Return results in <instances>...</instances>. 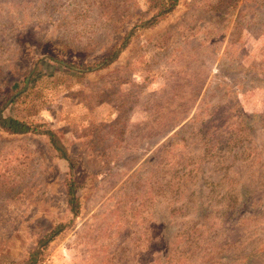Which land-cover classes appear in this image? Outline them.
Listing matches in <instances>:
<instances>
[{
    "label": "rangeland",
    "instance_id": "rangeland-1",
    "mask_svg": "<svg viewBox=\"0 0 264 264\" xmlns=\"http://www.w3.org/2000/svg\"><path fill=\"white\" fill-rule=\"evenodd\" d=\"M146 8L0 0L4 114L82 184L72 217L67 162L0 131V264L58 223L40 264H264V0H179L101 67Z\"/></svg>",
    "mask_w": 264,
    "mask_h": 264
},
{
    "label": "trees",
    "instance_id": "trees-1",
    "mask_svg": "<svg viewBox=\"0 0 264 264\" xmlns=\"http://www.w3.org/2000/svg\"><path fill=\"white\" fill-rule=\"evenodd\" d=\"M146 10L137 16V20L131 28L126 32L120 43L113 45L105 54L101 67L112 64L120 52L129 44L132 36L137 33H144L150 27L155 26L162 21L176 8L179 0H145ZM65 66H70L66 63ZM98 66V65H97ZM89 67V66H88ZM92 67V66H91ZM38 64L33 69V75L37 74ZM89 69V68H87ZM10 101V100H9ZM14 99L10 101L12 103ZM5 103L0 102V131L11 135L36 134L44 136L49 142L51 148L57 156L67 162V172L64 179L66 201L72 217L79 213L80 201L77 195L78 188L82 184L73 176L74 170L77 168V162L70 156L66 146L58 137L57 131L51 128L45 121L19 119L4 114ZM67 227L66 223H58L37 241L36 246L28 253L24 264H40L45 258V250L49 242L53 240L58 233Z\"/></svg>",
    "mask_w": 264,
    "mask_h": 264
}]
</instances>
